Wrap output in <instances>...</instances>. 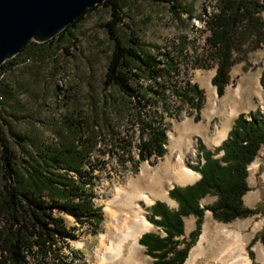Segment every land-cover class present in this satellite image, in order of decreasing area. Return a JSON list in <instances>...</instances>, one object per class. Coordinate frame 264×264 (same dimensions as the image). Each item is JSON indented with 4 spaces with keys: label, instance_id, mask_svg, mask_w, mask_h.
Segmentation results:
<instances>
[{
    "label": "rangeland",
    "instance_id": "obj_1",
    "mask_svg": "<svg viewBox=\"0 0 264 264\" xmlns=\"http://www.w3.org/2000/svg\"><path fill=\"white\" fill-rule=\"evenodd\" d=\"M172 3L176 5L175 10L170 9L165 2L119 0L121 20L117 24L118 36L123 44L132 46L130 41L136 38L135 47L144 56L161 59L159 53L163 51L178 56L177 49H180L181 43H185L182 53L188 56V60L178 59L181 64L177 79H189L203 94V101L198 111L189 106H182L176 113L174 108L178 102L166 92L168 111L171 114H163L167 142L165 153L160 158L151 157L149 160L136 163L135 145L138 141V131L137 126L133 124V114L135 109H140L139 104L135 99L126 97L116 86L103 85L104 72L113 48V42L105 26V23L111 19L108 6L103 4L95 6L93 10L83 14L80 21L70 28L61 40L40 47H31V51L23 53L10 69L0 74V129L14 151L17 163L24 165L21 156L26 152L34 156L45 147H60L61 144L70 146L72 143L76 149L81 150L87 142V162L96 165V169L92 172L93 202L99 210L100 221L95 231H90L86 225L79 227L72 217L60 214L66 228L73 235L66 238L70 249L73 250L70 255L71 264L96 263L95 249L98 236L104 231L106 224L105 200L112 196L118 197L124 190L129 189L128 182L135 180L142 167L150 173L156 171L171 148L169 134L178 142L173 147L172 161L179 147H183L187 140L191 143L184 160V164L191 169L199 161L203 162L198 155L199 143L212 150L227 136L226 133L220 142L211 141L214 131L220 126L222 109L229 110L228 101L223 100L226 92L237 91L239 96L244 95L246 100L245 107L232 114L229 129L239 114L256 111L264 114V78L261 77L264 70V41L258 48L247 52L243 59L237 60L231 66L229 81L224 86L222 94L218 95L211 83L216 68L215 62L206 61L203 66L194 68L190 62L192 58L189 57L194 52H201L204 46L207 31L203 19L212 12L216 0H172ZM262 16L264 20V14ZM236 56L238 55L235 54ZM132 65L140 74V79L137 83L132 82V86L144 97L140 100L143 105L141 109L151 114L155 112L160 114L159 102L154 104L155 85L150 90L147 89L149 81L146 76L137 68L136 63ZM209 83L218 96L216 101L220 105L219 113L215 110L211 112L206 110L211 92ZM139 85L144 87L140 88ZM69 122L79 125L80 134L74 132ZM119 135L131 139L129 148L131 158L123 157L124 166L120 164L117 156L119 150L116 148L118 145L116 137ZM261 151L264 152V146L247 167L249 189L242 198L246 207H259V211L245 218L222 223L216 221L206 210L200 230L201 234L207 216L210 217L211 223L224 225L251 218L253 224H258L251 241L245 246L251 264H264V181L261 179L264 154H261ZM219 155H222V152ZM254 163L258 165L255 170L251 168ZM85 167L87 168V164ZM198 178L199 174L186 184H165V192L170 201L164 197L153 198L147 193L151 203L139 201L145 218L147 219L149 215L150 206L157 200L164 202L169 208H176L177 203L168 196V190L173 186L192 184ZM214 199V196L207 195L200 200V204L209 205ZM194 227L195 218L192 215L185 217L186 238ZM241 230L243 235L250 234V229ZM146 232L163 235L152 224ZM197 240L189 251L196 245ZM257 244L261 246L262 251L256 252L252 249V246ZM138 245L139 248L131 256L130 264H152V259L145 254V248L139 243ZM64 252L67 253V249H64ZM203 262L204 259L200 258L196 264H204Z\"/></svg>",
    "mask_w": 264,
    "mask_h": 264
},
{
    "label": "trees",
    "instance_id": "obj_2",
    "mask_svg": "<svg viewBox=\"0 0 264 264\" xmlns=\"http://www.w3.org/2000/svg\"><path fill=\"white\" fill-rule=\"evenodd\" d=\"M153 1L168 3L170 9H176L172 0ZM102 4L110 8L111 19L105 26L113 42L103 85L116 86L126 97L135 99L139 104L140 109H135L133 114V124L138 131L136 163L151 157L160 158L165 153L167 142L163 114H171L166 92L178 102L174 108L176 113L182 106L198 111L203 101L202 91L196 84L189 79H177L181 64L178 59L188 60V56L182 53L186 45L181 43L180 49H177L178 56L165 51L159 53L161 59L144 56L135 47L136 38L130 41L132 46H125L118 36L117 24L121 20L119 0H105ZM93 9H87L83 14ZM263 14L264 0H216L212 12L203 19L207 31L204 46L201 52H194L189 57L194 68L203 66L206 61L215 62L211 83L218 95L222 94L229 81L231 66L264 41ZM81 18L82 15L47 42H29L20 53L1 65L0 74L10 69L23 53L31 51V47L61 40ZM235 54L238 56L235 57ZM132 63L137 64L149 81L147 89L155 85L154 104L159 102L160 114L141 109L140 100L144 97L132 86V82H138L140 74ZM261 77L264 78V70ZM69 126L80 134L78 124L69 122ZM18 138L21 139L20 136ZM116 138L117 156L123 165L124 156L131 158V139L123 135ZM262 146L264 114L258 111L237 115L226 138L214 149L198 144V155L203 162L199 161L191 169L199 174V178L192 184L173 186L168 190V196L177 203V207L169 208L157 200L149 208L147 221L163 235L142 233L138 243L145 248L152 264H183L200 234L206 210L222 223L259 211V207H246L242 198L249 189L247 167ZM220 152L222 155H219ZM21 157L24 165L17 163L16 155L0 129V264H71L73 250L66 238L73 235L60 214L72 217L76 225H86L92 232L100 221L99 210L93 202L92 172L96 165L87 162V142L81 150L76 149L73 143L70 146L61 144L60 147H45L34 156L26 152ZM207 195L214 196V201L201 206L200 200ZM190 215L195 218V227L186 238L183 218Z\"/></svg>",
    "mask_w": 264,
    "mask_h": 264
},
{
    "label": "bare ground",
    "instance_id": "obj_3",
    "mask_svg": "<svg viewBox=\"0 0 264 264\" xmlns=\"http://www.w3.org/2000/svg\"><path fill=\"white\" fill-rule=\"evenodd\" d=\"M209 86L211 92L206 110L210 112L215 110L219 113L221 109L216 101L218 96L210 83ZM224 99L229 103V110L222 109L223 117L219 128L213 133L211 139L213 142H220L225 137L232 114L246 104L244 95L239 96L237 91L226 92ZM169 138L171 148L155 172L150 173L142 167L135 180L128 182L129 189L124 190L118 197L112 196L105 200L106 224L104 231L98 236L95 264H130L132 254L139 248V236L151 228V224L142 213L139 201L151 203L147 193L153 198L164 197L169 200L165 192V184H186L198 177L197 173L184 164L185 153L189 151L191 143L187 140L183 147H179L172 161L173 147L178 142L171 134ZM261 154L264 152L261 151ZM257 166L254 163L251 168L255 170ZM261 179L264 181V170ZM257 228L258 224H253L251 218L224 225L211 223L210 217L207 216L197 243L189 251L184 264H196L200 258L204 259V264H251L245 246L251 241ZM241 229H250V234H241ZM252 247L256 252L262 251L259 244Z\"/></svg>",
    "mask_w": 264,
    "mask_h": 264
},
{
    "label": "water",
    "instance_id": "obj_4",
    "mask_svg": "<svg viewBox=\"0 0 264 264\" xmlns=\"http://www.w3.org/2000/svg\"><path fill=\"white\" fill-rule=\"evenodd\" d=\"M105 0H0V67L29 42L44 43Z\"/></svg>",
    "mask_w": 264,
    "mask_h": 264
},
{
    "label": "crops",
    "instance_id": "obj_5",
    "mask_svg": "<svg viewBox=\"0 0 264 264\" xmlns=\"http://www.w3.org/2000/svg\"><path fill=\"white\" fill-rule=\"evenodd\" d=\"M185 218V217H184ZM184 218H183V223H184Z\"/></svg>",
    "mask_w": 264,
    "mask_h": 264
}]
</instances>
